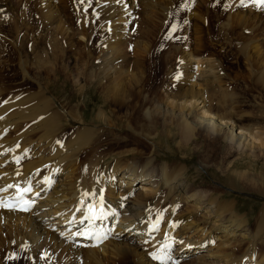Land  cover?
I'll return each instance as SVG.
<instances>
[{
  "label": "bare ground",
  "instance_id": "obj_1",
  "mask_svg": "<svg viewBox=\"0 0 264 264\" xmlns=\"http://www.w3.org/2000/svg\"><path fill=\"white\" fill-rule=\"evenodd\" d=\"M156 2L116 0L111 13L116 9L121 15L108 18L109 30L120 39L127 38L139 7L144 20L157 22L162 4ZM254 11L247 8L246 13ZM226 20L219 23V31L232 26L230 18ZM207 62L204 65L211 71ZM21 67L26 74L25 66ZM189 89L159 98L164 105H157L158 109L139 105L138 124H123L133 144L119 147L128 136L116 130L115 120L94 124L83 115L73 117L41 87L6 97L0 89V221L11 223L12 236L22 238L28 252L43 245L54 254L60 251L71 257L73 252L75 264H112L122 258L134 264H264V202L251 226L237 208L238 200L225 198L219 185L198 186L187 165L171 166L158 160L163 138L170 136L166 125L157 124L161 117L165 124H175L176 132L184 137L176 143L178 151L202 136L221 141L228 153L264 156V127L243 123L246 114L221 111L220 103L205 92ZM114 95L116 101H131L118 90ZM64 121L72 129L69 134L61 128ZM111 155L117 156L109 162ZM232 165L226 162L225 169ZM212 166L206 159L199 162L200 169ZM231 174L238 178L223 174L228 188L236 186L243 193L252 189L264 196V175ZM11 198L20 199L15 208L6 206ZM25 204L30 209L23 210ZM114 215L116 223L111 219ZM98 229L103 241L94 244L91 235Z\"/></svg>",
  "mask_w": 264,
  "mask_h": 264
},
{
  "label": "rangeland",
  "instance_id": "obj_2",
  "mask_svg": "<svg viewBox=\"0 0 264 264\" xmlns=\"http://www.w3.org/2000/svg\"><path fill=\"white\" fill-rule=\"evenodd\" d=\"M156 1L163 9H157L159 20H144L139 7L127 38L120 39L108 25L109 19L121 15L116 9L111 13L116 0H0L3 97L28 94L41 87L73 117L83 115L94 124L115 120L119 124L116 130L129 135L123 124H138L142 107L158 109L157 105H164L159 98L176 96L194 87L218 101L221 111H241L247 115L243 123L264 127V6L251 0L243 6L241 0ZM247 8L255 11L246 13ZM228 17L232 26L226 32L219 31V23ZM206 60L211 65L210 72L204 65ZM198 62L201 66L195 67ZM117 90L131 101L114 100ZM143 97L147 101H142ZM64 124L61 128L69 134L72 129ZM157 124L166 125L170 134L167 140L163 138L159 162L187 165L190 178L198 186L219 185L225 198L238 200L237 208L253 226L264 196L252 189L243 193L236 186L228 188L223 184V174L234 179L238 177L232 171L249 177L264 175V156L228 153L221 141L202 136L189 142L188 149L178 151L176 143L184 137L176 132L175 124H165L162 117ZM133 140L128 136L117 146H131ZM194 147H198L196 151ZM116 156H109L107 161ZM203 159L215 166L200 169ZM230 161L233 165L226 170L225 164ZM8 224L11 223L0 221V264L77 263L73 252L71 257L60 251L54 254L45 245L34 253L28 252L23 239L12 236ZM112 264L134 262L122 258Z\"/></svg>",
  "mask_w": 264,
  "mask_h": 264
},
{
  "label": "snow or ice",
  "instance_id": "obj_3",
  "mask_svg": "<svg viewBox=\"0 0 264 264\" xmlns=\"http://www.w3.org/2000/svg\"><path fill=\"white\" fill-rule=\"evenodd\" d=\"M246 0H241V5L243 6L245 4ZM251 2H254L256 4H259L261 6H264V0H251ZM8 187H13V185H9ZM0 191H3V189H0ZM25 191H31V189H25ZM0 206H3V201L0 200ZM26 210V209H25ZM159 215V214H158ZM170 247V245L168 246ZM154 256H156L157 259H161L162 257L157 255L156 253H153ZM164 259H170L171 257H163Z\"/></svg>",
  "mask_w": 264,
  "mask_h": 264
}]
</instances>
